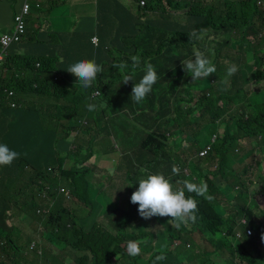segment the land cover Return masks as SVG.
Returning a JSON list of instances; mask_svg holds the SVG:
<instances>
[{
	"label": "trees",
	"instance_id": "1",
	"mask_svg": "<svg viewBox=\"0 0 264 264\" xmlns=\"http://www.w3.org/2000/svg\"><path fill=\"white\" fill-rule=\"evenodd\" d=\"M140 1L144 4L140 5ZM259 1L99 0L97 24L87 35L92 46L89 57L96 60L103 71L87 89L67 71L73 63L88 59L79 56L77 50L68 55L72 52L71 43L60 46L64 53L58 66L52 65L50 59L41 58L36 66L38 56L33 49H37L36 38L41 29L36 31L35 25H28L24 37L12 44L0 60V143L19 153L11 166H0V264H62L66 258H71L73 264H183L190 256L192 264H218L219 254L225 252L229 258L219 264H264V208L253 198V195L264 198V7ZM44 5L50 3L33 2L32 11L44 13ZM56 10L54 7L49 15ZM16 14L13 30L5 33L14 32ZM193 29L198 33L203 30V38L190 39ZM78 34L76 31L70 35L58 32L50 38L72 40L71 37ZM93 37L97 45L91 43ZM209 38L215 46L210 44L208 50L201 52L208 59L210 53L213 55L211 62L216 72L193 80L191 74L183 70L182 60H194V52L200 51L202 42ZM22 49L24 52L20 53ZM134 55L140 61L135 70L131 60ZM120 63L128 65L124 71L132 75L133 81L123 84L121 70L114 67ZM148 63L153 65L158 79L146 98L136 103L131 99L132 88L145 74ZM232 65H236L238 71L227 76V68ZM250 83L261 84L251 92L246 89ZM206 86L209 91L204 92ZM93 91L111 99L108 104L114 107L109 112L111 117L104 118V111L98 109L100 98L91 97ZM28 98L36 101L27 103ZM91 101L97 105L93 111L95 125L108 133L105 140L110 144L113 139L118 143L117 150L136 163L132 169L126 168L131 174L117 168L124 183L132 185L128 186L127 207L123 210L110 198L112 195L107 192L103 176L92 183V170L82 169L80 161L75 162L77 169L66 168L67 160L77 156L83 144L74 149L71 139L74 151L66 154L58 146L60 138H68L74 130L83 142L84 131L72 125L73 117H79L76 112L79 108L85 113ZM125 110V116H119ZM116 116H119L117 121L113 119ZM46 121L54 123L47 128ZM133 122L139 125L135 127ZM130 132L135 135L130 136ZM170 136L177 139L167 146ZM137 138L140 141H136ZM201 139L211 146L199 157L198 152L205 146L199 144ZM245 140L254 142V148L236 154L240 142ZM184 141L190 148L182 145ZM182 150L187 154L184 160L177 155V162L170 158V153H182ZM92 151L91 148L85 159ZM109 151L114 152L107 147L104 154ZM255 152L262 156L261 160L254 157ZM246 160L249 161L243 170L233 168L235 163ZM173 165L180 170L188 168L189 174L180 171L175 180L172 179ZM141 168L147 172L142 173ZM256 170V180H253L248 175ZM149 173L168 176L174 187L176 180L207 184L205 196L185 192L197 201L196 221L178 230L164 225L168 234L158 231L164 240L154 245L157 234L147 230L148 224L139 215L138 205L130 202L132 193L137 190L134 176L140 180ZM58 176L68 182L70 197L56 189L61 186ZM75 176L77 179H72ZM42 184L50 193L51 212L48 218L42 219L39 230L27 233L28 244L22 248L12 233L15 230L26 232L25 229L22 232L18 224L20 213L25 215L33 208L36 211L38 204L27 192L31 186L39 188ZM258 184L260 187L251 195L250 187L256 188ZM67 197L68 201L77 199L84 208L73 213L66 210L63 203ZM92 203L97 213L96 205L104 204L108 210L102 214L104 217L117 215L119 220L113 222V233L103 232L96 219L88 232L78 222L86 217L85 205L91 207ZM42 205L45 209L49 207L45 202ZM8 220H12V226L7 224ZM130 223L131 229L120 231ZM248 229L252 230V235L246 233ZM194 232L206 239L212 247L210 252L206 249L200 252L199 248L197 252L192 248L188 252L183 247L170 249L172 243L185 237L191 241ZM238 232H241L240 238ZM129 240L147 241L141 244L140 255L127 254ZM60 244H63L61 254L55 252ZM158 255L165 259L156 261Z\"/></svg>",
	"mask_w": 264,
	"mask_h": 264
},
{
	"label": "rangeland",
	"instance_id": "2",
	"mask_svg": "<svg viewBox=\"0 0 264 264\" xmlns=\"http://www.w3.org/2000/svg\"><path fill=\"white\" fill-rule=\"evenodd\" d=\"M66 0H56L55 4L58 6H62V5H66L67 3L65 2ZM262 1V6L264 7V0ZM44 2L46 4L49 3V0H44ZM22 3L23 0H0V31H6V32H10L13 30L14 27V22H13V15L16 12L18 15L19 11L18 10H22ZM15 15V16H16ZM14 16V17H15ZM15 21V18H14ZM14 31H16V28L14 29ZM49 38L43 43L42 47H45L46 49H48L49 51L53 52V50H57L59 51L60 46L58 44V46L56 45L55 42H53L51 40V35H48ZM72 39L77 38V37H71ZM57 39L61 40L63 39L62 37H58ZM214 41H216V38H213ZM211 38H209L207 41L202 42L201 44V48H200V52L203 50H208L209 49V45ZM212 46H215L214 44H211ZM35 49V48H34ZM57 51V52H58ZM54 53V52H53ZM38 56V63L36 64V66L39 65V62L41 60H47V59H52L55 63H57L59 65V63L62 61V56L60 54V51L58 52V56H55L53 58H51L49 55H46L44 57H41L39 55ZM41 58V60L39 59ZM209 59L213 60V55L210 53L209 54ZM222 63L226 64L227 61L226 60H222ZM55 74V73H54ZM57 77L58 75L55 74ZM261 84V83H260ZM260 84H254V83H250L246 86V89H249L252 91L256 90L258 88V86ZM70 91L72 92V89H70ZM205 91H209V86H206L203 90ZM79 92V91H78ZM196 93V92H194ZM91 97H98L100 98L101 104L100 107L98 108L99 110L102 109L104 118L107 119L108 117H111L109 112L114 108L112 106H108L109 102H110V98H106V97H102L99 92L97 91H93V93L91 94ZM108 99V100H107ZM253 104H254V99H252ZM88 104H93V102L91 101ZM87 104V105H88ZM128 109V108H126ZM79 114L78 116H75L73 118H75V123L72 125H76L78 127H81L82 130L84 131L83 134L85 136V139L83 140V142H81V139L79 141L77 134H73L76 135V138H73L72 135L70 134V136L66 139L64 138H60L59 141V148L60 150L64 151L62 153H67L71 150L74 151V149H76V147H81V150L79 152V154L75 157H72V160L68 159L67 160V165L66 168L67 169H77L75 166V162L76 161H80V163H82L81 167L82 169L84 168H89L92 170V173L90 174L91 178L90 181L93 183L94 181H96L97 179L100 178V176H103V179L105 181V183L107 184V192L109 194H111L112 196L110 197L113 201H117L120 210H123L124 208L127 207V197H128V185L125 184V180L122 177V174L117 170V168L119 167L120 169H123L125 172H128L129 174H131L132 172L127 170L126 168H130L132 169V165L136 164L134 162V160L131 157H126L123 155L122 151H118V143L115 142L113 139L110 140V144L109 141L105 140L108 138V133L107 132H103L104 130H99L97 128V126L95 125V117L93 116V111H89L88 108L86 110L85 113H83L82 108H79L76 111ZM125 111H122L121 114H119V116H125ZM119 116H116L115 119L116 121L118 120ZM99 117L101 118V115H99ZM51 119L53 120V117L51 116ZM45 120V119H44ZM43 120V121H44ZM54 122H47L45 124H47V128L51 127L52 124ZM134 126L137 127L139 124L133 122ZM103 125V124H102ZM78 129V128H76ZM108 129V128H107ZM68 130H70V125L68 126ZM106 130V129H105ZM76 133L77 131L74 130ZM95 133V134H93ZM67 134H63V135H68ZM203 134V133H201ZM130 136L135 135L133 132L129 133ZM71 139L74 141V145L75 148L72 149L71 147L68 148V146L72 144ZM177 137L174 136H170L167 138L166 140V145L170 146L171 142H173L174 140H176ZM136 141H140V138H137ZM135 141V142H136ZM92 142V145L90 144ZM254 142L249 141V140H245V142L241 141L239 144V148H237V153L236 154H240L242 153V150L246 151L247 149H253L254 148ZM90 144V145H89ZM200 145L205 144V146H207L209 143H205L204 140H200L199 142ZM62 145H65L66 149L64 147H61ZM184 147H189L190 148V144L187 141H184L182 144ZM90 146V148H88ZM204 146V147H205ZM107 147H111V149L114 152H108L107 154H104V152L106 151ZM203 147V148H204ZM92 148V155L90 157H88L87 159H85V156H87L89 154L90 149ZM256 148V147H255ZM119 150H121L119 148ZM193 151H191V155H193ZM179 156L181 160H184L186 158V150H182V153L179 151H175L169 154L170 158L173 159L175 162H177V158L175 156ZM254 157L257 160H261L262 156H260L259 153L255 152ZM190 156L188 158H190ZM125 158V160H124ZM250 160V159H249ZM246 160L245 162H237L233 165V168L236 171H241L243 170V168L247 165L248 161ZM127 165H126V163ZM74 166L72 168H68L70 166ZM204 167L205 164H203ZM213 169V167H211V170ZM55 172L56 170L54 169H50V172ZM181 172H183L184 175L189 174V170L188 168H183L180 170ZM252 173V174H251ZM258 173V170L256 171H250L248 176H252L253 180H256V175ZM78 176L73 177L72 179H77ZM166 178H168V176H165ZM172 179L175 180V175H171ZM58 179V183L61 184V186H58V191L61 190L62 188L65 190V192L68 193V197H70V190L68 189L69 184H67L68 182L65 180V178H61V177H57ZM133 183L135 185V187L138 189V181L139 178L138 176H134L133 179ZM176 187H181L183 186L182 183L179 180H176ZM179 182V183H178ZM45 185V184H44ZM38 188L37 186H33ZM32 186L30 187V194H31V199L33 197L34 200H38L40 199V195L41 192L43 193L44 191H47V188H41L39 187V189L33 188ZM260 187V185L258 184L256 186V188L254 187H250V194L252 195V192L256 191L258 188ZM50 188V187H49ZM55 189V190H56ZM44 190V191H43ZM55 190H52L55 191ZM187 189H185L186 192ZM50 194L47 193V198L49 199ZM255 195H253V198H255L259 205L264 208V198H258V197H254ZM68 197L66 199V202L63 203V208H65L66 210L70 211L71 213L75 212V211H81L84 208V204L79 202L77 199H73L72 201H68ZM90 203V202H89ZM92 205L95 207V205L92 203L91 207H89L88 205H85V212H84V216L85 219L82 221H78L81 225L84 226L85 231L88 232L91 225L94 223L95 219L97 220V222L101 225V228L104 230L103 232H108V233H113L114 232V226H113V222L118 221V217L116 214H110V217H104L102 216V214L108 212V210L106 209V207L104 206V204L99 203L96 206L99 207V213H97L95 210H93ZM21 217L22 214L20 213ZM25 215H30V211H28L27 213H25ZM23 215V224L24 225H20L21 229H25L27 228V226L29 225H35V220L32 217H27ZM144 222H146L148 224L147 226V230L151 231L154 233V235L157 234L158 231L165 233L166 235L168 234V232L165 231L164 225L168 228H172L171 225L168 224V218L166 217H155L151 218V219H144ZM242 223H244V220H242ZM185 226V225H182ZM132 228V224H128L124 229L120 230V231H124L127 229H131ZM22 230V232H23ZM30 231H32L31 229H29ZM39 230V229H38ZM18 230L13 231L12 236L14 237V239L17 242H20L21 244H19L20 246H22V248H24L27 244L28 241L26 242V238H27V234L25 235L24 233L21 232H17ZM246 233L248 235H252V230L248 229L246 230ZM48 235V234H47ZM122 235V234H121ZM237 237L240 238L241 237V232L237 233ZM164 239L160 236V235H156L154 241H153V245L156 242H161ZM194 244V246H193ZM184 248V250H186V252H188L191 248L194 250V252H197V248H199L198 251H202L204 249H206L205 251L210 252L212 250V247L208 244V242L206 241V239L202 236H200L199 233L194 232L191 236V241H188V238L185 237L183 240L179 241H175L174 243L171 244L170 249L171 250H177L179 248ZM26 248V247H25ZM55 249L56 253L61 254L63 248V244L57 245ZM207 258L210 256V254L206 255ZM220 258H218L216 261H218L219 263L221 262L222 259H227L229 258V254L228 253H223V254H219ZM141 257L143 259L146 258V255H141ZM60 262L61 260L59 258H57ZM53 261H55V258H53ZM193 258L190 256L188 258H185L183 261V264H192ZM217 262V263H218ZM143 263V262H142ZM218 263V264H219ZM62 264H73V260L71 258H66L65 260L62 261Z\"/></svg>",
	"mask_w": 264,
	"mask_h": 264
},
{
	"label": "clouds",
	"instance_id": "3",
	"mask_svg": "<svg viewBox=\"0 0 264 264\" xmlns=\"http://www.w3.org/2000/svg\"><path fill=\"white\" fill-rule=\"evenodd\" d=\"M39 0H30L31 5L30 11L26 16V32L27 27L30 23V15L32 14V4L33 2L38 3ZM25 2V1H24ZM24 4V3H23ZM39 7V5H37ZM55 6L50 3V5H44V13L37 12V15L44 20H47L49 12ZM21 11V10H20ZM19 11V12H20ZM35 29H43L41 24L35 25ZM203 30H201L202 33ZM1 32V31H0ZM6 31L2 32L5 33ZM198 33L196 29H193L189 33V38L202 39V34ZM26 34V33H25ZM24 34V35H25ZM23 35V37H24ZM96 38L93 37L92 44L95 43ZM194 60H182L183 70L190 73L193 80L206 78L211 76L216 72L215 66L212 64L211 60L208 59L204 53L200 51L194 52ZM132 69L135 70L139 66V57L132 56ZM114 67L119 68L122 72L123 84H127L129 81H133L132 75L128 74L124 70L128 67L126 63H120L114 65ZM69 73L74 75L78 84L87 89L92 86L93 82L96 80L97 75L103 71L102 66L98 65L95 60L82 59L72 65L67 69ZM238 71L236 65H232L227 68V76H232ZM158 76L152 64L148 63L146 65V71L141 80L138 83H134L131 92V99L136 102H142L146 96L152 91L153 85L157 82ZM16 104V103H15ZM17 106V104H16ZM89 111H94L97 108L95 104L86 105ZM19 158V153L10 149L7 144L0 143V166H11L12 163ZM142 173H146L145 168H141ZM172 173L174 175H179L180 168L177 165H173ZM179 183V182H178ZM138 189L135 190L130 198V202L133 205H138V213L144 219H151L152 217H166L168 219V224L174 229H180L182 225H187L190 221L195 222L197 219L196 212L198 211L197 201L188 197L185 194V189L188 192H194L196 195L205 196L207 193V184L200 182L199 184L190 181H183L181 187H174L171 181L166 178L163 174H147L145 178H141L137 183ZM132 186V185H128ZM33 187V186H32ZM43 187V184L40 185ZM36 188V187H33ZM39 189V188H36ZM44 191V190H43ZM60 192V190H59ZM48 193V192H47ZM61 193V192H60ZM50 194V193H48ZM27 196L31 197L30 190L27 192ZM33 200V199H32ZM34 202V201H33ZM38 207L33 208L30 212V216H34L38 219L48 218L51 212V206L49 199L42 198V192L40 199L36 200ZM48 204L47 213H38V210L45 209L42 203ZM66 202V200H65ZM25 214V213H24ZM42 214H46L42 216ZM146 244V240H129L126 243V252L131 257H136L141 254V244ZM165 257L163 255L156 256V261H162Z\"/></svg>",
	"mask_w": 264,
	"mask_h": 264
},
{
	"label": "crops",
	"instance_id": "4",
	"mask_svg": "<svg viewBox=\"0 0 264 264\" xmlns=\"http://www.w3.org/2000/svg\"><path fill=\"white\" fill-rule=\"evenodd\" d=\"M25 0H23L24 3ZM56 0H49V3L57 7V10L55 12H52L47 20L41 19L37 12L33 11L30 15V25H37L41 24L42 28L40 32L37 33L36 38V48L33 49L34 53L37 55L44 57L46 55H49L51 58L58 56V52L64 53L61 49L53 50V52L49 51L45 47H42L43 41L45 42L48 38V35H51V37H55L58 32H65V34L70 35L73 32H78L79 34L76 35L74 39H68L64 38L61 40H55L51 39L53 42L56 43V45L61 46L65 43H71L72 52L68 53V55H71L75 50H77L78 55L90 59L89 56L92 55L91 49L92 46L89 45L88 40L89 36L88 33L92 32L94 30L97 20H96V12L98 10V4L99 0H66V5L58 6L55 4ZM22 3V5H23ZM106 7L104 8V11L106 12ZM20 11V10H18ZM105 17H109L108 14H105ZM104 19V18H103ZM104 23H106L104 21ZM4 32V31H3ZM33 43V41H32ZM58 51V52H57ZM20 53L24 52V49L19 51ZM96 61V60H95ZM49 62L52 65L58 66L57 63H55L52 59L49 60ZM97 63V61H96ZM98 64V63H97ZM34 98H28L26 101L27 103L35 102ZM76 134V132H74ZM72 133V137L73 134ZM61 147H65V145H62ZM71 147L70 145L68 148ZM60 149V148H59ZM62 151V150H61ZM35 220V225H29L27 228H25L26 232L25 235L30 232L29 229L36 230L40 226H42V220L38 219L34 216H31ZM30 218V217H29ZM7 224L9 226H12V220H8ZM19 225L23 224V215L18 220ZM23 230V229H22Z\"/></svg>",
	"mask_w": 264,
	"mask_h": 264
},
{
	"label": "built area",
	"instance_id": "5",
	"mask_svg": "<svg viewBox=\"0 0 264 264\" xmlns=\"http://www.w3.org/2000/svg\"><path fill=\"white\" fill-rule=\"evenodd\" d=\"M30 0H25L23 6H22V10L18 13V15H16L15 18V22H16V31H14L12 34H8V33H2L0 32V46H1V50H0V60L3 59L4 55L7 52V49L14 43L18 42L23 35L26 33V16L28 15L31 5L29 3ZM128 1V0H126ZM260 1L258 0V3ZM144 2L140 1V5H143ZM93 42V39H92ZM96 43V41H95ZM10 96H12L11 93H9ZM16 106V104L14 105V107ZM209 146H211V144H208V146L204 147L202 150H200L198 152V156L201 157L203 155L206 154L207 150L209 149ZM61 193H66L68 195L67 192H65V190L62 188L60 190ZM47 196V191H44L42 193V198H46ZM48 210L46 209H42V210H38V213H47ZM0 256H2V254H0Z\"/></svg>",
	"mask_w": 264,
	"mask_h": 264
}]
</instances>
